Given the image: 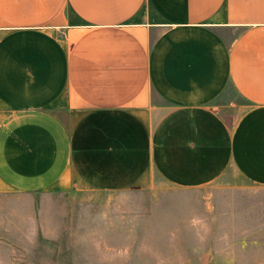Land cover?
Masks as SVG:
<instances>
[{
  "label": "crops",
  "instance_id": "crops-1",
  "mask_svg": "<svg viewBox=\"0 0 264 264\" xmlns=\"http://www.w3.org/2000/svg\"><path fill=\"white\" fill-rule=\"evenodd\" d=\"M218 181L220 264H264V0H0V193Z\"/></svg>",
  "mask_w": 264,
  "mask_h": 264
},
{
  "label": "rangeland",
  "instance_id": "rangeland-1",
  "mask_svg": "<svg viewBox=\"0 0 264 264\" xmlns=\"http://www.w3.org/2000/svg\"><path fill=\"white\" fill-rule=\"evenodd\" d=\"M230 102L243 105L227 88L215 104ZM252 195L224 192L220 181L202 190L5 191L0 264H220V203L246 205Z\"/></svg>",
  "mask_w": 264,
  "mask_h": 264
}]
</instances>
